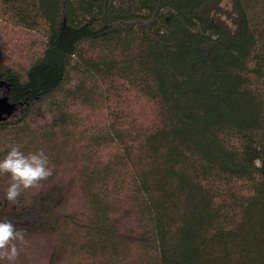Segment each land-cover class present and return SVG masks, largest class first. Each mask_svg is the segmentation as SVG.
Masks as SVG:
<instances>
[{"label":"trees","instance_id":"trees-1","mask_svg":"<svg viewBox=\"0 0 264 264\" xmlns=\"http://www.w3.org/2000/svg\"><path fill=\"white\" fill-rule=\"evenodd\" d=\"M0 18L41 36L25 65L0 60V141L74 166L85 206L48 192L0 219L52 232L60 264H264V0H0Z\"/></svg>","mask_w":264,"mask_h":264},{"label":"rangeland","instance_id":"rangeland-1","mask_svg":"<svg viewBox=\"0 0 264 264\" xmlns=\"http://www.w3.org/2000/svg\"><path fill=\"white\" fill-rule=\"evenodd\" d=\"M40 49L41 36L39 33L26 32L17 28H13L11 30L10 27L0 18L1 61L14 64L16 67L23 66L29 61V58L35 56L40 51ZM75 81L76 77H74L72 80V84H74ZM130 100V108L135 111L139 108L141 117L145 122L152 118L151 106L143 102L140 103L141 106H137L136 100L135 98H132V96ZM44 110L45 108L40 111H35L33 117L29 119L28 123L31 130L36 131L39 127L48 126L51 124V122H53L51 114ZM70 111L71 113H74L73 115L75 117H83L82 114H84L85 120L82 122L85 123L87 127L89 124H92V121L99 119L100 112L95 111L93 108L88 109V107L80 106L78 103L74 107H71ZM9 116L10 115L6 116V118ZM79 129L82 130V128ZM79 136L77 135L74 138L75 142H69L70 160L66 162H71L74 155H80L76 151L82 149L86 143V139L83 136ZM12 138V135H9L5 141H0V159L6 155L10 146L19 145L17 141L15 142V140ZM21 138L24 139V137ZM72 147H74V151ZM28 152L30 151H27V153ZM107 153L108 148L102 151V155L104 157L107 155ZM8 182L9 178L7 176L0 175V206H3L8 202L5 198ZM48 192L55 194V200L58 201L63 211L70 213L76 218L84 217L85 206L81 198V193L78 189L76 170L74 166L69 164L54 168L52 176H50L47 180L42 181L39 187L23 192L19 198V201L30 200ZM119 221L123 229H126L127 231H132L134 229L133 215L131 213L123 214ZM16 227L25 232V239L27 241L26 245L22 246V250L16 261V264H60L57 261L58 259L51 255L54 244V234L52 232L31 225ZM0 264H6V262L0 261Z\"/></svg>","mask_w":264,"mask_h":264},{"label":"clouds","instance_id":"clouds-1","mask_svg":"<svg viewBox=\"0 0 264 264\" xmlns=\"http://www.w3.org/2000/svg\"><path fill=\"white\" fill-rule=\"evenodd\" d=\"M55 165L43 149L22 151L20 145H12L6 155L0 159V175L9 178L5 198L10 203H17L22 193L40 186L53 174ZM25 232L18 229L8 218L0 219V261L16 264L26 245Z\"/></svg>","mask_w":264,"mask_h":264},{"label":"water","instance_id":"water-1","mask_svg":"<svg viewBox=\"0 0 264 264\" xmlns=\"http://www.w3.org/2000/svg\"><path fill=\"white\" fill-rule=\"evenodd\" d=\"M3 99V100H1ZM0 102V119L8 116L11 114L13 106L12 104L6 99V98H1Z\"/></svg>","mask_w":264,"mask_h":264}]
</instances>
